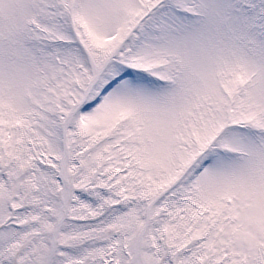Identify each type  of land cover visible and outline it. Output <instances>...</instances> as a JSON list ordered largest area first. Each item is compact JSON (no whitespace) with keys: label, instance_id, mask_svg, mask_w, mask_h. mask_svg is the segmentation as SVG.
<instances>
[{"label":"snow or ice","instance_id":"snow-or-ice-1","mask_svg":"<svg viewBox=\"0 0 264 264\" xmlns=\"http://www.w3.org/2000/svg\"><path fill=\"white\" fill-rule=\"evenodd\" d=\"M0 264H264V0H0Z\"/></svg>","mask_w":264,"mask_h":264}]
</instances>
